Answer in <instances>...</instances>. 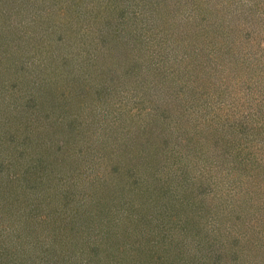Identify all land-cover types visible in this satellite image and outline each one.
<instances>
[{"label":"rangeland","instance_id":"rangeland-1","mask_svg":"<svg viewBox=\"0 0 264 264\" xmlns=\"http://www.w3.org/2000/svg\"><path fill=\"white\" fill-rule=\"evenodd\" d=\"M42 1L49 4V10L56 5L55 0ZM151 1L152 4L146 6L142 2V6L137 8L135 13V16L139 17L136 22L142 24L143 40L122 43V40L116 36L117 32H114L110 47L115 48L118 53L106 48L105 59L97 62L105 68L112 67L113 72L117 74V71L123 70L121 62L123 64L126 62V57H130L129 51L133 49L136 60L142 61L145 67L147 66L145 69L140 66L142 71H145V79L139 74L135 82L124 80L122 73L119 72L121 78L117 80L120 82L114 85L106 82L107 96H105L106 103L101 104V108L105 109L102 116L92 117L94 109L89 105L93 95L90 89L87 90L82 84L80 87L77 86L75 80L76 72L80 67L87 65L88 59L93 54H89L87 45L83 43L81 37L75 42L73 38L69 39L63 54L59 52L64 40L59 38L57 40L60 43L56 40L55 45L53 44L58 73L62 72V77H59L60 84L56 87L50 83L49 78L44 77L47 73L40 65L45 62V59L40 60V56H45V51L42 50L43 44L48 46L43 42L42 35L50 29H45L42 24L37 25L36 21L30 20L28 26L31 27L25 26L21 29L20 35L10 41L12 57L9 58L11 64L8 67L12 74H8L9 71L5 73L4 65L7 64L4 60L5 54L0 59V70L4 75L3 77L0 75V94L5 95V97L0 95V264H90L85 263V256L81 255V252H87V249L82 248L93 246L92 241L100 239L94 245L97 247L102 245L107 249L110 246L109 242L104 240L102 233L101 235L97 233L99 229L92 224L88 227L89 223L85 224L84 220L81 221L75 210L73 213L77 220L74 221L80 225L78 232L81 233L76 236H82L83 239L77 245L67 246L71 235L67 227L65 228L66 224L61 226L63 217H67V210L60 211V205L67 201L66 206L72 207L71 204L75 203L73 209H77L79 203V205L84 204L77 202L80 197L87 198L88 202L91 201L92 194L90 195L89 189L88 191L83 189L91 183L93 185L99 183L97 180L89 182L90 179L86 174L93 175V171L88 168L91 163L97 166L96 155L102 150L105 157L102 156L103 154L99 157L106 170L110 168L114 170L115 167L119 172L122 167L123 169L130 167L136 175V172L143 171L142 167L160 163L157 155L152 152L159 143L156 138L160 130L165 133V130L161 129L165 125L161 124L160 118L164 123L171 122V130L166 131V136H168L167 158L170 159L169 175L172 183L175 184L174 177L177 175V181L181 185L189 181L203 185L204 191L209 192L212 190L211 186L216 187L212 182L217 180V175L210 166L202 162L204 168L198 167L201 163L194 162V159L187 157V154L190 151L197 156L203 154L206 159L205 154L213 157L215 152L222 151L219 147L220 141L213 133L218 131L216 129L211 131L205 126L208 125L207 122L205 125L195 126L191 118L182 122L176 117L177 104L189 105L187 99H191L190 93L194 94L192 97L194 102L202 101L201 93L190 89L192 85L185 87L189 83L183 76L184 70L188 67L185 63L187 59H192L193 55L190 51H185L183 46H186L190 39H197L193 50L198 51L201 56L204 48L202 61L206 63L207 68L213 67V64L217 66L215 73L216 76H221L220 80L234 82L235 85L230 82L227 84L228 86L230 84L229 87L232 89L238 90L243 86V91L247 93L246 98L260 94L257 89L260 88L263 97H257V102L261 100L264 104V0ZM15 3V0H8V4L0 0V12L6 11L7 8L12 9ZM42 7L44 6L34 9L40 12L39 9ZM35 14L36 12L33 11L32 15ZM15 16L18 18V15ZM165 19L176 25H169ZM175 20L186 24L179 26ZM122 28L124 29L125 25ZM175 31L179 35L175 34ZM163 34L166 39L161 42ZM180 36L184 39L181 40ZM29 39L31 40L28 41ZM185 40L188 42L185 43ZM190 43L193 44V41ZM188 47L189 45L186 46ZM72 53L78 54L79 58H74ZM234 64L235 68H233ZM17 67H20V71L16 70ZM48 67L49 63L46 67L47 72L51 70ZM83 68L88 69L87 66ZM252 68L258 70L252 72ZM173 70L176 72L173 74L176 80L172 85L167 83L166 79L169 78L168 75L171 76ZM62 78L64 81L60 82ZM160 80L162 82H159ZM193 85L199 90L202 88L199 83ZM253 90L250 95L249 92ZM209 101H211L210 105L207 104L205 107L212 108L213 99ZM215 101L220 104L219 100ZM251 102L257 104L256 101L247 100L245 110ZM202 107L204 108L203 105ZM89 109L92 112H89ZM201 110L204 112L203 109ZM252 115L254 116L250 115V118H253V126L256 128L254 117L257 115L258 120L263 119L258 114ZM64 127L71 130L69 138L63 133L66 129ZM156 127L160 129L159 133L156 132ZM261 132V136L255 135L254 141L261 146L260 155L263 159L264 129ZM191 138L195 139L194 142L199 141L198 144L201 146L189 148L187 143ZM156 140L157 142L153 144ZM235 142L238 144L237 139ZM213 145L217 148L214 149ZM254 149L256 150L255 146ZM186 150L188 152L184 157ZM141 152L142 155L144 154V160L139 154ZM125 154H130V157L126 159ZM238 156H240L238 151L232 148L231 155L228 153L227 159L234 160L233 158ZM141 159L142 163H140ZM184 164L188 166L185 167ZM205 166H208V169ZM174 171H176L175 175ZM206 174L208 179L204 178ZM123 176L128 175H124L123 172ZM214 177L216 178L212 180ZM106 179L108 184L115 182V177L112 175L107 176ZM76 189L78 190L75 191ZM23 190H27V193H22ZM69 190L75 191L77 196H70L72 193ZM99 190L101 192L108 190L107 185L100 184ZM159 191L157 189V193ZM101 192L95 193L101 195ZM64 193L69 196L62 197ZM169 197V195L168 198L160 196L155 201L159 200L165 210L174 205ZM60 200H64L62 204ZM50 207H52L51 212L48 211ZM260 208L261 204L256 211ZM79 212L84 211L79 210ZM145 212H147L145 218L149 217L147 209ZM249 212L254 211L247 206L241 213V219L247 220ZM233 213L231 218H235L237 214V212ZM259 213L264 216V211H258L256 215ZM38 215L42 217L50 215L51 218L44 220L42 224L36 222L34 218ZM61 218L63 219L60 220ZM261 221L264 224V219ZM226 226V233L228 232L227 234L224 232L226 240L229 238L231 228H233L230 232L233 238L250 237L251 228L246 227L245 224L238 222L233 225L229 222ZM261 229L264 234V225ZM258 235L262 234L258 233ZM250 240L254 239L250 238ZM262 241L264 243V239ZM221 245L231 246V244L219 246ZM247 245L246 243L245 246ZM245 246L227 247L228 253L218 249L224 254L219 258L215 256L216 259L213 258L214 255H209L207 261L211 263L214 260L212 264H259L253 260L252 252L251 255L248 253L253 251V248ZM154 261L160 263L158 259Z\"/></svg>","mask_w":264,"mask_h":264},{"label":"trees","instance_id":"trees-1","mask_svg":"<svg viewBox=\"0 0 264 264\" xmlns=\"http://www.w3.org/2000/svg\"><path fill=\"white\" fill-rule=\"evenodd\" d=\"M3 1L5 4H8V0ZM15 1L16 3L12 9L8 10L7 8L5 9L6 11L0 12V59L5 54L4 60L7 63L4 65V69H6L5 73L8 71V74L13 73L8 67L11 64L9 58L12 57L9 43L13 38L20 35L21 29L28 26V22L31 20L36 21L37 25L42 24L45 29H50L48 31L45 30V32L47 31L46 34L42 35L43 42L47 43L48 46L43 44L42 50L45 51V56H40V60L45 59V62L44 64L40 63V65L44 67V71L47 73L44 77L49 78L50 83L55 87L60 84L59 77L62 75V72L58 73V62L54 57L55 47H53V44L55 45L57 39L61 38L62 41L64 40V43L61 42L63 44L60 46L59 54H63L64 47L69 39L73 38L75 42L78 37H81L83 43L85 42L84 44L87 45L89 54L93 53L92 57L88 59L87 65L83 66L85 68L87 66L88 69L80 67L79 71L76 72L75 78L77 86L80 87L82 84L87 90L90 89L93 95L89 105L92 107L91 109H94L92 117L102 116L105 113V109L101 108V104L106 103L105 96H107L106 90L108 87L106 82H110L112 85L120 82L117 80L121 78L119 72L122 73L124 80L135 82L139 74L143 75V79H145L146 74L142 69H145L147 66L145 67L142 61L136 60V57L133 55V49L129 51L130 57H126V62L124 64L121 62L123 70L117 71V74L113 72L112 67L105 68V66L98 65L97 62L105 59L106 48L118 53L115 48L110 47L114 32H117L119 36L117 34L116 36L122 40V43L143 40L141 35L142 24L141 22H136L139 20V17L135 16V13L137 12V8L142 6V2L146 6L150 5V3L152 4L153 1L55 0L56 5L51 10L48 9L49 4L42 0ZM41 5L44 7L39 9L40 12L34 9V7ZM33 11L36 12L35 15H32ZM15 15H18V18ZM165 21L169 25H176L167 19ZM175 21L179 26L186 24L180 23L179 20ZM123 25H125L124 29L122 28ZM174 33L179 35L176 31ZM162 38L161 42L166 39L165 34H163ZM179 38L181 40L184 39L183 36ZM192 41L193 44L190 43ZM196 41L197 39H190V44H186L189 47H182L193 55L192 59H187L185 66L188 67H186L184 75H182L185 76L186 81H189L185 87L192 85L190 89L199 92V94L201 93L200 99L202 101L194 102L192 100L194 94L191 95L190 93L191 99H187L190 104L186 106L177 104L178 107L175 108V111H177V120L184 122L185 119L191 118L195 126L205 125L207 122L208 125L205 126L211 131L214 129L218 131L213 133L217 135L220 141L219 147L222 151L215 152L216 154L214 153L213 157L205 154L207 156L206 159L203 154L197 156L191 151L187 154V150L184 154V157L187 154V157L194 159V162L199 161L201 164L198 167L200 168H204L202 162L210 166V169L217 175V180H214L216 177L212 178L214 180L212 183L216 187L211 186L212 190L209 192L204 191L205 187L201 184L187 181L185 185H181L177 181V175L174 177L175 184L172 183L169 175L170 159L168 160L167 158L168 136H166V131L170 132L171 130V122L164 123L162 118H160L161 124L165 126H162L161 129H164L165 133L157 127L155 128L157 133L160 130L158 138H156L159 143L155 150L152 151L157 155L160 163H153L149 167L144 166L142 167L143 171L136 172V175L130 167L125 169L122 167V170L119 172L116 171L117 168L115 167L113 168L114 170L112 168L106 170L107 168L101 164L102 159L99 157L102 154L105 157V153L102 150L96 155L95 162H97V166L91 163V166L88 168L93 171V175L86 174L87 178L90 179L89 182L97 180L99 183V185L91 183L83 189L84 191H88L89 189L90 195L92 194L91 201L88 202L87 198L80 197L77 202L80 201L84 204L79 205V203L78 206L80 207L76 206L77 209H73L75 203L71 204L72 207H70L66 206L67 201H65L66 203L63 202L66 198L62 201L60 200V203L63 202L60 205V211L61 209L67 210V217H63L64 221L61 226L66 224L65 228L67 227L66 229L71 235H69L67 246L77 245L83 239L82 236H76L81 233L78 232L80 225L77 221H74L77 219L73 210L79 214L81 221L84 220L85 224L89 223L87 224L88 227L91 224L93 227L96 226L99 229L97 233L100 235L102 233L104 240L109 242L110 246L107 249L102 245L99 247L94 245L100 239L97 241L93 240L91 243L93 246L90 245L88 248H82L87 249V252H81V255L85 256V263L158 264V262L154 261L158 259L159 264H212L214 260L211 263L207 261L209 255H214L213 258L215 256L219 258L220 255L224 254L218 251V249H223L225 253H228L226 251L227 247L233 248V245L235 247H243L247 243L248 245L245 247L253 248V251L248 252L250 255L252 252L254 256L253 260L259 264H264V243L262 241L264 234L261 229L262 225H264L262 224L263 221H261L264 219V216L260 213L256 215V212L264 211V157L262 159L260 155L262 153L261 146L257 145L254 141L255 135L259 134L261 136L260 133L264 129V104L261 100L257 102V97H263V94H261V89L257 88L260 94L253 95L252 97L251 92H254L253 90L249 92L251 97L246 98L247 93L243 91V86L238 90L230 88L229 86L231 85L229 84L228 86L227 84L230 82L232 85H235L234 82L220 80L221 76H216L215 73V69L217 68L215 64H213V67L209 66L207 68L206 63H203L204 48L202 56L198 51L193 50V47L196 46ZM157 42L159 44L160 39ZM184 42L188 41L185 40ZM57 43H60V41L57 40ZM259 44L260 41L258 42ZM72 56L79 58L78 54L72 53ZM48 63V68L51 70L47 72L46 67ZM141 65L143 66L142 69ZM233 68H235V64ZM16 70L20 71V67H17ZM256 70L258 69L252 68V72ZM21 72H23L22 69ZM175 73L173 70L171 76L168 75L169 78L166 79L167 83L173 85V82L176 80L175 76H173ZM0 75H3L1 70ZM79 77L80 79H78ZM63 81L64 79L62 78L60 82ZM159 82H162V80ZM193 83L201 84L202 88L200 90L197 89ZM256 83L258 84V82ZM180 87L185 88L183 86ZM238 94H241V96H238ZM0 95L5 97L4 94ZM211 98L214 102L213 107H205L211 102L209 101ZM216 99L219 100L220 104L215 101ZM247 100L256 101L257 104L251 102L250 108L248 107L245 110V101ZM91 109L88 111L90 112ZM245 111L248 112L245 113ZM252 114H258L263 119L258 120L256 118L257 115L254 117V122L257 125L256 128L253 126V118H250V115L254 116ZM172 121L176 122L173 119ZM64 128L66 129L63 130V133L68 135L67 137L69 138L71 130L67 129V127ZM230 134L232 137H230ZM235 139L238 140V144H236ZM194 140L192 138L189 139L187 143L189 148L201 146L198 144L199 141L194 142ZM111 143L114 144L113 142ZM111 143L107 144L110 146ZM144 147L146 148V145ZM215 148L217 147L214 146ZM232 148L237 150L240 156L234 157V160H229L227 156L228 153L231 155ZM139 154L142 155V152ZM142 156L144 160V154ZM128 157H130V154H125V158L128 159ZM140 163H142V159ZM184 165L185 167L188 166V164ZM208 166H205V168L208 169ZM123 172L124 175L128 176L124 177ZM175 174L176 171H174ZM111 175L115 177L114 184H108L107 182V176ZM207 177L206 174L204 178L208 179ZM100 184H106L108 190L101 192L99 190ZM157 189L160 190L158 193ZM75 191H70L72 193L70 196H77ZM175 191L177 192L174 193ZM24 192L27 193V190H23L22 193ZM95 192H101V195ZM167 194L174 205L164 210L163 204L159 200L155 201V199L160 196L168 198ZM65 196L69 195L64 193L62 197ZM173 199L174 201H172ZM260 204L261 208L256 211ZM247 206L254 212H249L248 219L244 221L241 219V213H243ZM51 208L48 210L49 212L52 211ZM146 209L149 217L145 218L147 214L145 212ZM79 210H83L84 212L80 213ZM240 210L241 212H239ZM165 211L168 212L163 214ZM90 212L93 213L90 214ZM233 212H237L235 218H231L234 215ZM34 218L36 222H42L43 224L44 220L51 218V216L42 217L38 215ZM228 221L232 222L233 225L239 222L251 228L249 240L244 237L233 238L230 233L233 228L230 229L229 238L226 240L224 232L226 233ZM226 222L228 223L226 224ZM102 224L103 230L101 228ZM258 233L262 235L259 236ZM250 238L254 240L252 241ZM220 244H231V246H219Z\"/></svg>","mask_w":264,"mask_h":264}]
</instances>
